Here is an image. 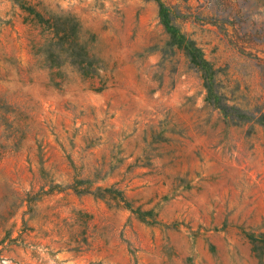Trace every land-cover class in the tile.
<instances>
[{
	"label": "rangeland",
	"instance_id": "374dc122",
	"mask_svg": "<svg viewBox=\"0 0 264 264\" xmlns=\"http://www.w3.org/2000/svg\"><path fill=\"white\" fill-rule=\"evenodd\" d=\"M220 107L264 114V0H0V264H264V126Z\"/></svg>",
	"mask_w": 264,
	"mask_h": 264
},
{
	"label": "trees",
	"instance_id": "16d2710c",
	"mask_svg": "<svg viewBox=\"0 0 264 264\" xmlns=\"http://www.w3.org/2000/svg\"><path fill=\"white\" fill-rule=\"evenodd\" d=\"M163 10L162 6L160 9V15L163 17ZM185 47L184 50L186 51V55L188 56V59L190 61V64L193 68L196 69V71L201 75V79L204 82V88L207 91L208 98H211L214 95V89H213V78L214 73L212 71L210 63L204 58L202 50L199 48H196L195 43L187 40L184 41ZM191 46L193 50H189L188 47ZM224 116L228 118L230 121H235V119H244L246 120V123L248 122H254L258 123L264 126V114H260L259 116H251L249 114H246L239 109L234 108H219Z\"/></svg>",
	"mask_w": 264,
	"mask_h": 264
}]
</instances>
